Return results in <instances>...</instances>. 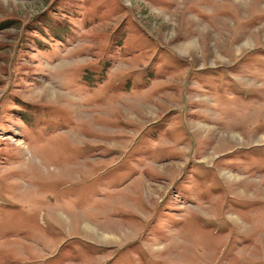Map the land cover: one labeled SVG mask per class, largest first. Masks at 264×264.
Segmentation results:
<instances>
[{"label": "rangeland", "instance_id": "374dc122", "mask_svg": "<svg viewBox=\"0 0 264 264\" xmlns=\"http://www.w3.org/2000/svg\"><path fill=\"white\" fill-rule=\"evenodd\" d=\"M0 264H264V0H0Z\"/></svg>", "mask_w": 264, "mask_h": 264}]
</instances>
